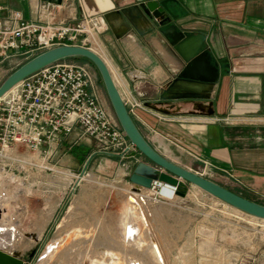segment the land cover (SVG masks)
Here are the masks:
<instances>
[{
	"label": "crops",
	"instance_id": "0c3cea01",
	"mask_svg": "<svg viewBox=\"0 0 264 264\" xmlns=\"http://www.w3.org/2000/svg\"><path fill=\"white\" fill-rule=\"evenodd\" d=\"M149 1L164 0H0V17L10 19L20 11L27 20L54 25L99 19L104 28L99 54L124 101L143 105L134 109L133 118L149 143L181 167L197 173L206 170V177L224 187L222 183L264 197V0H171L169 7L176 19L168 17L163 24L149 19L140 8ZM181 32L205 36L203 50L209 55L192 70L210 80L218 66L217 83L178 81L187 63L172 42ZM81 135L77 128L48 161L57 173L42 171L43 160L33 157L36 165L29 171L38 179L32 189L6 186L12 205L5 211L16 232L0 235L4 253H16L9 244L24 241L23 226L37 231L35 242L43 240L53 222L63 232L72 226V215L85 204L68 205L66 185L86 169L90 171L88 184L100 177L119 182L127 178L123 193L117 195L124 202L115 224V236L120 238V218L129 197L139 199L129 191L133 187L129 179L145 159L137 150L136 157L127 160L97 155L89 168L88 159L97 145ZM9 181L20 185L16 179ZM22 196L25 204L19 200ZM145 201L146 205L139 203L150 220L153 206L159 203Z\"/></svg>",
	"mask_w": 264,
	"mask_h": 264
},
{
	"label": "rangeland",
	"instance_id": "374dc122",
	"mask_svg": "<svg viewBox=\"0 0 264 264\" xmlns=\"http://www.w3.org/2000/svg\"><path fill=\"white\" fill-rule=\"evenodd\" d=\"M38 54L29 57L16 56L4 61L0 65V85L16 69ZM65 62L89 66L98 83L102 103L104 102L109 114L119 124L96 68L89 63ZM20 148L24 150V147ZM27 155L37 157V154L33 153L27 152ZM64 156L68 157L69 153H64ZM90 163L87 166L89 168ZM30 167L19 170L17 175L23 178L25 185L20 183L15 184V187L32 189L31 184L38 179V175L31 176ZM48 167L57 173L58 169L52 164L49 163ZM89 172L86 169L83 176L85 181L74 178L67 182L68 205L76 201L85 205L80 206L84 207L83 210H76L72 215V226L67 227L65 232L57 226V222H53L46 229L43 240L35 242L37 231L26 226L20 228L24 241L13 243V246L19 254L17 258L22 260L23 264H161L159 253L164 264H264V221L246 215L186 182H182L180 188V191L186 193V197H178L175 202L168 203L170 206H159L154 202L157 207L153 206V217L150 220L146 218L142 208L138 211L132 207V202L126 201L127 210L123 211L124 215L120 218L118 238L115 236V224L118 223L124 202L121 204L117 195L123 193V184L127 182V178L119 182L114 178L100 177L94 183L88 184ZM10 184L11 181L3 179V190L0 191V227L15 235L14 221H11L5 211L11 204L10 192L6 187ZM222 184L237 194L264 204V197L257 196L245 188ZM12 186H9V189H13ZM89 195L91 197L85 200L84 197ZM24 199L25 196L19 197L23 204ZM21 202L17 203L18 206H21ZM130 214L137 218V224L140 225L138 229L130 230L133 225ZM144 218L149 223L148 230L155 241L150 239L149 231L145 230ZM84 224L92 225L84 227ZM31 230L35 231L33 235H30ZM50 242L49 259L46 263L40 262L41 254Z\"/></svg>",
	"mask_w": 264,
	"mask_h": 264
},
{
	"label": "built area",
	"instance_id": "2783aa9c",
	"mask_svg": "<svg viewBox=\"0 0 264 264\" xmlns=\"http://www.w3.org/2000/svg\"><path fill=\"white\" fill-rule=\"evenodd\" d=\"M103 31V23L97 18L54 25L27 20L20 11H15L10 19L0 17V65L16 56L29 57L64 45L88 48L99 54ZM125 103L132 116L134 109L143 107L135 100ZM77 128L81 137L97 145L88 163L97 155L127 160L136 152L102 103L89 66L58 62L21 82L0 100V186L3 179L13 177L25 185L17 173L36 165L32 156H26L27 152L43 160L39 165L42 171L52 172L48 161ZM85 172L76 179L81 181ZM199 174L205 176L206 170ZM180 188L181 185L154 181L142 195L153 202L168 204L177 200Z\"/></svg>",
	"mask_w": 264,
	"mask_h": 264
},
{
	"label": "water",
	"instance_id": "95a60500",
	"mask_svg": "<svg viewBox=\"0 0 264 264\" xmlns=\"http://www.w3.org/2000/svg\"><path fill=\"white\" fill-rule=\"evenodd\" d=\"M170 1L171 0H164L162 2L149 1L141 4L140 8L147 15V17H149V19H155L156 22H161V24H163L165 19V21L168 20V17L176 19L175 15H173L170 10ZM205 41L206 39L204 35H194L182 32L178 34L176 39H174L172 44L175 46V49L181 55L183 60L187 63V67L182 71V73L179 74L178 81L193 80L195 82L197 81L202 83L218 82V66L215 67V76H213V78L210 80L200 78L192 70L195 63L199 62L200 60H204L209 55V52L203 50ZM77 58L88 60L96 68L119 125L121 126L130 143L135 146L138 153H140L145 159V161L137 164L130 176L129 182L133 185L131 192L136 194L139 198L136 199L133 196L129 197L130 202L136 204L138 208H141L139 201L146 205L145 198L142 194L144 191L152 187L154 181L168 183L173 186H179L181 185V182H186L222 201L230 207L246 215L264 221L263 204L237 194L236 192L205 176L200 175L197 172L181 167L159 153L149 143L137 126L124 99L120 94V91L115 83L107 63L98 53L92 51L91 49L80 46L64 45L39 53L16 69L0 85V100L6 97L25 79L33 76L39 71L55 63ZM132 157H136V153H133ZM178 196L185 198L186 193L179 191ZM144 222L145 230H148L149 223H147L148 221H146L145 218ZM2 228L0 227V235L7 233V229ZM145 230L144 233L146 232ZM149 237L151 240L155 241L151 231H149ZM68 238L69 237H67V239ZM65 241L66 239L64 242ZM50 245L51 242L46 246L45 250L41 254L40 262H47L49 259L48 252ZM9 246L13 247V242L10 243ZM58 252L59 251H57V253ZM17 257H19L18 253L9 255L0 249V264H23V261ZM159 259L161 264H164V260L161 258L160 253Z\"/></svg>",
	"mask_w": 264,
	"mask_h": 264
},
{
	"label": "bare ground",
	"instance_id": "6f19581e",
	"mask_svg": "<svg viewBox=\"0 0 264 264\" xmlns=\"http://www.w3.org/2000/svg\"><path fill=\"white\" fill-rule=\"evenodd\" d=\"M96 52H97V51H96ZM164 147H165V146H164ZM12 179L14 180V179H16V178L13 177V178H11V179H9V180H12ZM7 180H8V179H7ZM9 180H8V181H9ZM131 208H132V207H131ZM131 208H130V210H131ZM125 210H127V209H125ZM132 211H133V210H132ZM129 212H130V211H129ZM130 213H131V212H130ZM123 215H124V214H123ZM134 215H135V214H134ZM126 216H127V215H126ZM142 216H143V215H142ZM129 217L132 218V222H133V225H132V227H131L130 230L138 229V228L140 227V225L137 224V223H138L137 218L135 219L131 214H130ZM129 217H128V218H129ZM130 218H129V220H130ZM124 223H125V222H124ZM127 224H128V223H127ZM124 226H125V225H124ZM126 226H127V225H126ZM138 233H139V232H138ZM140 233H141V232H140ZM126 235H127V234H126ZM136 236L138 237V235H136ZM126 238H127V237H126ZM135 238H136V237H135ZM135 238H134V239H135ZM126 240H127V239H126ZM135 243H136V242H135ZM135 243H134V244H135ZM126 244H127V243H126ZM130 244H131V243H130ZM132 244H133V243H132ZM136 244H137V243H136ZM136 244H135V245H136ZM52 251H53V250H52Z\"/></svg>",
	"mask_w": 264,
	"mask_h": 264
},
{
	"label": "trees",
	"instance_id": "16d2710c",
	"mask_svg": "<svg viewBox=\"0 0 264 264\" xmlns=\"http://www.w3.org/2000/svg\"><path fill=\"white\" fill-rule=\"evenodd\" d=\"M66 61H76V62H83V63H89V64H91L92 66H93V64L91 63V62H89L88 60H86V59H81V58H77V59H68V60H66ZM99 77H100V75H99ZM100 81H101V83H102V80H101V78H100ZM233 191V190H232ZM235 192V191H234ZM244 197H246V198H248V199H250V200H253L252 198H250V197H247V196H244ZM254 201V200H253ZM258 203H260V202H258ZM260 204H263V203H260ZM264 205V204H263Z\"/></svg>",
	"mask_w": 264,
	"mask_h": 264
}]
</instances>
